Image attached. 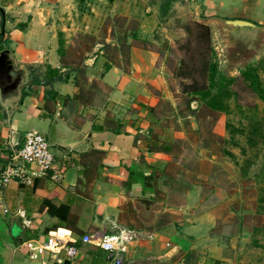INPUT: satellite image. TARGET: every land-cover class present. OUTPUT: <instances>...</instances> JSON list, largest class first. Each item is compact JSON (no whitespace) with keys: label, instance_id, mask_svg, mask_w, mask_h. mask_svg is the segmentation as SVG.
<instances>
[{"label":"crops","instance_id":"0c3cea01","mask_svg":"<svg viewBox=\"0 0 264 264\" xmlns=\"http://www.w3.org/2000/svg\"><path fill=\"white\" fill-rule=\"evenodd\" d=\"M102 1L0 0L3 50L29 77L12 110L0 101V264H109L106 251L80 238L122 229L137 233L124 245L122 264H202L197 251H217L223 222L207 206L220 201L212 197L217 188L212 173L201 172L194 160L181 159L188 131L179 127L183 116L173 111L175 101L163 88L166 68L155 67L159 54L134 45H109L105 39L96 40L85 54L82 72L61 64L58 39L68 43L76 35L73 27H84L79 32L95 39L106 8ZM187 1L194 3L193 20L200 23L199 15L264 20V0ZM134 4L116 0L109 11L128 14ZM76 9L100 15L64 16ZM52 70L61 80L48 82ZM155 89L162 96H155ZM163 99L173 114L163 117L167 128L156 129L163 119L155 115L154 103ZM57 113L68 139L51 145L52 169L28 184L16 179L3 183L5 169L19 165L15 155L24 135L47 137ZM188 123L190 133L198 132L193 121ZM55 172L58 181L52 177ZM137 199L153 204L146 207ZM58 229L77 240L70 260L64 251L52 257L43 248Z\"/></svg>","mask_w":264,"mask_h":264},{"label":"rangeland","instance_id":"374dc122","mask_svg":"<svg viewBox=\"0 0 264 264\" xmlns=\"http://www.w3.org/2000/svg\"><path fill=\"white\" fill-rule=\"evenodd\" d=\"M105 1L102 20L95 28V39L88 38L87 32H79L86 30L84 27L77 30L73 27L76 35L68 43L64 40V62H80L82 66L83 60L88 58L85 55L88 54L86 48L95 44L96 40L105 39L109 45L122 43L126 48L134 45L159 54L155 67L166 68L163 70V88L169 92L168 97L175 101L173 111L183 116L179 127L188 131L181 159L194 160L201 172L212 173L213 188H217L212 197L220 199L219 202L207 205L212 206L214 213L221 218L220 222H223V226L220 225L222 238L217 236L215 241L217 251H197L195 256L202 264H264V204L260 201L264 195V102L249 89L241 76V72L252 65L257 68L264 86V39L254 51L238 47L240 43L231 46L220 28L209 25L213 60L219 72L235 79L230 87L234 95L228 101L229 113L212 112L198 97L183 95L180 79L175 76L180 61L194 52L192 48L187 51L180 48L187 37L184 26L196 22L193 20L196 17L194 3L185 0L180 5L175 3L176 0H132L135 1L136 9L125 14L124 10L109 11L116 0ZM83 14L94 18L100 15L96 10L76 9L64 16L73 20L77 17L85 18ZM199 18L203 22L210 17L199 15ZM233 18L238 19L236 16ZM260 20L257 22L264 23L263 18ZM248 21L259 24L256 20ZM131 35H135L136 39ZM152 92L155 96H162L159 90ZM166 101L163 99L154 103L155 115L159 119L173 114ZM190 120L198 132L190 133ZM163 121L158 123L156 129L167 128ZM210 188L204 186V189ZM225 236L228 237L225 241L227 243L223 242Z\"/></svg>","mask_w":264,"mask_h":264},{"label":"trees","instance_id":"16d2710c","mask_svg":"<svg viewBox=\"0 0 264 264\" xmlns=\"http://www.w3.org/2000/svg\"><path fill=\"white\" fill-rule=\"evenodd\" d=\"M1 13V10H0ZM187 35L185 43L180 47L186 51L192 48L194 52L186 55L179 63L175 72L176 78L180 79V90L183 95L198 97L203 104L212 112L229 113L228 101L233 97L234 92L231 85L234 78H228L218 70L216 62L213 60V49L210 38V27L200 22H193L184 26ZM136 39L135 35H131ZM2 34H0V39ZM192 45V46H191ZM107 46V45H106ZM94 44L86 48V52L92 51ZM3 50L0 41V51ZM58 55L63 66H68L72 70L80 68V62H64L65 47L64 40L58 39ZM50 81L61 80L56 74L57 71H50ZM54 74V75H53ZM243 81L247 82L249 89L264 102V86L258 75L256 67L249 65L241 72ZM187 81L188 83H186ZM260 201L264 204V195ZM264 231V225H262ZM257 244V243H256Z\"/></svg>","mask_w":264,"mask_h":264},{"label":"built area","instance_id":"2783aa9c","mask_svg":"<svg viewBox=\"0 0 264 264\" xmlns=\"http://www.w3.org/2000/svg\"><path fill=\"white\" fill-rule=\"evenodd\" d=\"M50 147L51 145L44 135L27 132L24 135L22 146L15 155V160L19 162V165L5 169L1 175V181L6 183L11 179H16L22 184H28L35 176L47 175L54 163ZM52 177L56 181L60 179L56 172ZM134 236H137L135 231L122 229L113 235L85 234L80 238V242L106 251L109 264H122L121 255L124 252V245ZM76 244L77 240L70 231L58 229L46 238L43 248L52 257H55L60 251H64L66 258L70 260L76 253Z\"/></svg>","mask_w":264,"mask_h":264},{"label":"water","instance_id":"95a60500","mask_svg":"<svg viewBox=\"0 0 264 264\" xmlns=\"http://www.w3.org/2000/svg\"><path fill=\"white\" fill-rule=\"evenodd\" d=\"M205 25H214L223 32L225 40L231 46L240 43L238 47L254 51L264 39V25L252 23L245 19H234L224 17H210L203 21ZM29 82L27 69L16 67L10 58L7 49L0 51V101L7 105L8 110L18 104L21 99V88ZM68 137L65 131L64 121L57 113L51 123L47 140L50 145L61 141H67ZM146 207L153 202L143 199H137Z\"/></svg>","mask_w":264,"mask_h":264}]
</instances>
